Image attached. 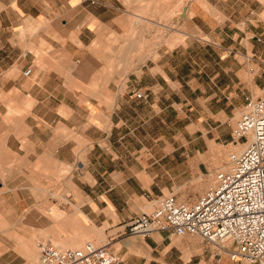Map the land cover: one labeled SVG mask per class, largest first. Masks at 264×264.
I'll list each match as a JSON object with an SVG mask.
<instances>
[{
	"label": "crops",
	"instance_id": "1",
	"mask_svg": "<svg viewBox=\"0 0 264 264\" xmlns=\"http://www.w3.org/2000/svg\"><path fill=\"white\" fill-rule=\"evenodd\" d=\"M183 7L175 32L184 37L171 44L169 22ZM254 15L249 0H0V253H20L5 249L15 236L93 238L118 264H245L215 257L197 235L132 234L128 222L164 194L144 185L137 141L171 95L211 103L231 123L264 88ZM65 168L76 190L68 200L59 197ZM5 207L14 212L5 217Z\"/></svg>",
	"mask_w": 264,
	"mask_h": 264
},
{
	"label": "built area",
	"instance_id": "2",
	"mask_svg": "<svg viewBox=\"0 0 264 264\" xmlns=\"http://www.w3.org/2000/svg\"><path fill=\"white\" fill-rule=\"evenodd\" d=\"M95 3L96 0H85ZM260 41L259 37L251 36ZM264 71V59L258 60ZM31 67L24 70L28 75ZM146 95L136 92V97ZM235 147L217 169L213 183L191 202L174 193L130 219L128 232L148 235L168 231L179 237L197 235L215 257L225 255L245 264H264V90L245 97L231 131ZM39 264H118L106 243L87 240L76 248L50 241L36 244Z\"/></svg>",
	"mask_w": 264,
	"mask_h": 264
},
{
	"label": "rangeland",
	"instance_id": "3",
	"mask_svg": "<svg viewBox=\"0 0 264 264\" xmlns=\"http://www.w3.org/2000/svg\"><path fill=\"white\" fill-rule=\"evenodd\" d=\"M249 3L251 10L259 13V16L254 15L258 17V20L252 23L258 24L256 27L261 35L256 37L260 38L258 44L264 50V0H249ZM180 6L179 3L171 9L178 11ZM180 23L178 13L173 14L169 22L171 44L178 43L184 37L183 34L175 32L182 28ZM251 28L253 29L254 26ZM156 30L155 28L154 33L157 34ZM159 31L160 34L163 33L162 29ZM253 39L256 40L254 37ZM141 50L142 48L139 52ZM113 65L115 63L110 62L108 66L113 68ZM122 70L123 73L128 72L129 65H123ZM261 73L260 76H264L262 70ZM255 89L258 94L264 90V88ZM172 96L175 100L171 102L167 110L162 112L160 117L162 122L160 119H151L148 124L139 129L138 166L146 172L141 175L145 186L153 180L155 187L163 190V195L174 193L179 201L191 202L213 183L215 171L224 165L228 152L235 148L230 143V138L232 125L239 117L240 110H235L231 123L221 122L222 119L216 116L218 111L211 108L213 104L187 103L186 99H183L186 95ZM59 191V197L63 200L70 199L76 192L68 168L61 170L59 174ZM148 193L149 191L145 190L142 195L145 196ZM13 212L12 207H5V217ZM17 227L28 229V222L5 221V229L17 230ZM87 240L94 241L93 238ZM38 241H50L63 248H76L82 246L86 240L66 244L65 240L56 237L50 239L9 237L5 238V249L20 251V253H0V258L5 259V264H21L25 259H27L25 264H39L36 248ZM29 242L32 243V251L25 248Z\"/></svg>",
	"mask_w": 264,
	"mask_h": 264
},
{
	"label": "water",
	"instance_id": "4",
	"mask_svg": "<svg viewBox=\"0 0 264 264\" xmlns=\"http://www.w3.org/2000/svg\"><path fill=\"white\" fill-rule=\"evenodd\" d=\"M186 7H183L181 12L178 13V19H183L185 17Z\"/></svg>",
	"mask_w": 264,
	"mask_h": 264
},
{
	"label": "bare ground",
	"instance_id": "5",
	"mask_svg": "<svg viewBox=\"0 0 264 264\" xmlns=\"http://www.w3.org/2000/svg\"><path fill=\"white\" fill-rule=\"evenodd\" d=\"M134 20H136V21H138L137 19H134ZM234 149V148H233ZM21 234V233H20ZM23 234V233H22Z\"/></svg>",
	"mask_w": 264,
	"mask_h": 264
}]
</instances>
